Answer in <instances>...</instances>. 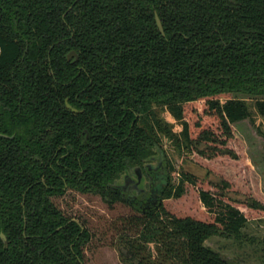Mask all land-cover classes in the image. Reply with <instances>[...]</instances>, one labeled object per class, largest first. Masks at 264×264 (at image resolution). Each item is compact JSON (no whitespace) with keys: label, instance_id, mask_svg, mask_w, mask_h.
<instances>
[{"label":"trees","instance_id":"obj_1","mask_svg":"<svg viewBox=\"0 0 264 264\" xmlns=\"http://www.w3.org/2000/svg\"><path fill=\"white\" fill-rule=\"evenodd\" d=\"M236 94L264 118V0H0V264H85L90 231L52 199L69 190L131 206L125 263L241 264L205 241L264 203L147 166L164 137L237 159L231 125L251 113ZM135 169L156 196L123 186Z\"/></svg>","mask_w":264,"mask_h":264},{"label":"rangeland","instance_id":"obj_2","mask_svg":"<svg viewBox=\"0 0 264 264\" xmlns=\"http://www.w3.org/2000/svg\"><path fill=\"white\" fill-rule=\"evenodd\" d=\"M235 96L247 101L251 113L249 118L231 125L233 137L227 141V145L238 154L237 159L224 156L205 161L196 153L186 150L179 152L164 137L163 156L157 155L156 161L152 162L156 164L162 159L166 171L169 161L177 170L183 169L197 176L198 185L203 187H209L221 179L228 180L230 198L242 201L254 198L264 203V118L255 106L256 97L244 94ZM157 112L160 118L173 125L176 133L180 131V124L167 109L157 108ZM217 134L221 135V132ZM176 177L175 174L174 180ZM132 178L136 180L134 173L130 176ZM147 184V179L143 178L141 185L145 187ZM52 199L66 215L79 218L90 231V239L84 247L85 264H132L125 263L121 256L127 250L122 241L133 235L124 223V219L134 213L131 206L116 203L109 207L99 195L72 190ZM205 244L228 260L241 264H264V213L250 217L240 235L216 234L208 238Z\"/></svg>","mask_w":264,"mask_h":264},{"label":"flooded vegetation","instance_id":"obj_3","mask_svg":"<svg viewBox=\"0 0 264 264\" xmlns=\"http://www.w3.org/2000/svg\"><path fill=\"white\" fill-rule=\"evenodd\" d=\"M153 161H156L155 160V157L153 158ZM162 162H163V160L162 159H159L156 162V164H153V162H151L150 164H147L149 170L151 171V174H154L155 173V169L158 166H162ZM134 174L136 175V180L134 178H132V179L129 178V180L125 181V183H124L123 186H126L129 183L132 184V187H133L132 188L133 189L132 191H134V194L140 195V194H142L143 192L146 191V188L143 185H141L143 178H145V179H147V182L150 185V187H148V189L150 190V193L152 195H155L156 196V193H155L156 190L154 189L153 184H152V181L153 180L152 179L151 180H148V178L145 177L143 175V173H141V171L139 169H135V173Z\"/></svg>","mask_w":264,"mask_h":264},{"label":"water","instance_id":"obj_4","mask_svg":"<svg viewBox=\"0 0 264 264\" xmlns=\"http://www.w3.org/2000/svg\"><path fill=\"white\" fill-rule=\"evenodd\" d=\"M155 20H156V23H157V26H158L160 32L164 35L165 32H164V29H163V25H162V22H161V20H160V18H159V16H158L157 14H155ZM73 56H75V57L77 58V54H76L75 51H71V52H69L67 57H68V59H71ZM67 105H68V107L71 108L73 111H77V109L72 108L69 104H67ZM0 136H5V137H7V135L2 134V133H0ZM0 236H1L2 240L5 242V241H6V236H5V234L0 233Z\"/></svg>","mask_w":264,"mask_h":264}]
</instances>
